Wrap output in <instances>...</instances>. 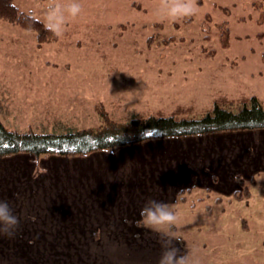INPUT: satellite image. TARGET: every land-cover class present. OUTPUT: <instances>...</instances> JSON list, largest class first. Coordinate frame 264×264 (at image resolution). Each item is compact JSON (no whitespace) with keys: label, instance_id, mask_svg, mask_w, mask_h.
<instances>
[{"label":"rangeland","instance_id":"rangeland-1","mask_svg":"<svg viewBox=\"0 0 264 264\" xmlns=\"http://www.w3.org/2000/svg\"><path fill=\"white\" fill-rule=\"evenodd\" d=\"M70 2L15 0L44 24L51 5ZM172 2L79 0L80 11L66 12L57 38L42 44L34 31L0 20L5 126L36 133L96 128L98 106L128 122L178 107L186 111L181 117L198 119L222 97L264 104V0H194L196 10L176 18L166 12ZM242 190L222 201L215 193L202 201L205 194H180L167 237L179 235L199 264H264V172Z\"/></svg>","mask_w":264,"mask_h":264},{"label":"crops","instance_id":"crops-1","mask_svg":"<svg viewBox=\"0 0 264 264\" xmlns=\"http://www.w3.org/2000/svg\"><path fill=\"white\" fill-rule=\"evenodd\" d=\"M263 172L264 130L153 140L85 157L0 160V199L19 218L14 236L0 235V264H158L163 239L180 254L184 248L137 225L146 200L197 193L202 201L215 193L222 201Z\"/></svg>","mask_w":264,"mask_h":264},{"label":"trees","instance_id":"trees-1","mask_svg":"<svg viewBox=\"0 0 264 264\" xmlns=\"http://www.w3.org/2000/svg\"><path fill=\"white\" fill-rule=\"evenodd\" d=\"M0 20L34 31L39 44L57 38L56 32L46 24L22 12L15 0H0ZM233 105L241 108L234 111ZM98 107L101 125L81 130L70 129L64 133L20 132L7 128L0 119V159L16 155H29L37 161L50 156L76 158L153 140L264 130V104L256 97H222L215 102L211 111L198 119L181 117L180 114L186 111L178 107L170 115L162 111L147 116L136 114L128 122H117L110 118L103 106Z\"/></svg>","mask_w":264,"mask_h":264},{"label":"clouds","instance_id":"clouds-1","mask_svg":"<svg viewBox=\"0 0 264 264\" xmlns=\"http://www.w3.org/2000/svg\"><path fill=\"white\" fill-rule=\"evenodd\" d=\"M79 0H71L66 6L51 5L48 12V23L46 27L59 33L65 22L66 12L76 15L80 11ZM66 9V11H65ZM196 10L194 0H174L167 5L166 12L169 17L190 15ZM46 170V169H41ZM34 177L38 175L34 171ZM235 178V177H234ZM213 182L218 181V177L213 174ZM177 213L174 206L163 200L148 199L139 210L138 226L151 228L154 231L163 233L165 237L171 234L176 226ZM19 224V218L15 214L11 204L6 199H0V235L12 237ZM176 240L181 239L179 235ZM162 251L158 264H199L198 260L192 259L189 253L180 254L178 248L169 239L161 241Z\"/></svg>","mask_w":264,"mask_h":264}]
</instances>
